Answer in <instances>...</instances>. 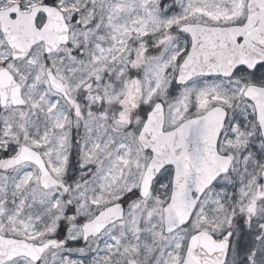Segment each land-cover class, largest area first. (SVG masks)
Returning <instances> with one entry per match:
<instances>
[{
  "label": "snow or ice",
  "instance_id": "6c2138e0",
  "mask_svg": "<svg viewBox=\"0 0 264 264\" xmlns=\"http://www.w3.org/2000/svg\"><path fill=\"white\" fill-rule=\"evenodd\" d=\"M0 264H264V0H0Z\"/></svg>",
  "mask_w": 264,
  "mask_h": 264
}]
</instances>
